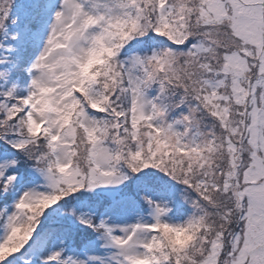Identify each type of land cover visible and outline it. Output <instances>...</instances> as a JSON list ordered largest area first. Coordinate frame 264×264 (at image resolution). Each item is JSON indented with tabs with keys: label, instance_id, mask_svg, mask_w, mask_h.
Returning <instances> with one entry per match:
<instances>
[{
	"label": "snow or ice",
	"instance_id": "snow-or-ice-1",
	"mask_svg": "<svg viewBox=\"0 0 264 264\" xmlns=\"http://www.w3.org/2000/svg\"><path fill=\"white\" fill-rule=\"evenodd\" d=\"M28 168L44 190L9 213ZM120 185L127 207L104 211L143 201L151 223L116 234L73 210ZM61 202L117 264H264V0H0V264H41L71 231L46 215Z\"/></svg>",
	"mask_w": 264,
	"mask_h": 264
},
{
	"label": "rangeland",
	"instance_id": "rangeland-1",
	"mask_svg": "<svg viewBox=\"0 0 264 264\" xmlns=\"http://www.w3.org/2000/svg\"><path fill=\"white\" fill-rule=\"evenodd\" d=\"M37 1L41 3L42 0H16V3L23 5H30L36 3ZM45 19H47V17H45ZM11 31H15V29H12ZM42 38H41V44H42ZM6 43L9 44L12 48L13 59H15L17 56L20 55H22L25 59L26 55L29 54L28 50L25 51L22 35L20 39L8 40L6 41ZM35 55L29 59V62L26 64V66L31 62V60L35 57ZM24 59L22 60V67H24L23 64ZM27 171L29 173H32L33 175L32 183L27 185L22 184L21 189L17 191L15 196L12 199L8 200L9 203L7 205V211L9 213H11L14 210L12 207L14 204V200L18 198L20 194H22V191L29 189H34L37 191L44 190L45 182L43 181V178L40 177L38 173H35L34 170H32L31 168H28ZM123 194H124V185H120L118 187L109 186L106 188H98L93 192L85 191V192L77 193L75 197L70 199L72 200V208L77 213V215L83 214L92 217L94 213L95 215H98L99 213L98 209H100V207L102 206V202L107 201L108 199H111L112 202L113 201L119 202L117 204V207H127L121 201V197L123 196ZM66 208L67 206L63 205V202H61V205L53 206V208L49 209L46 212V215H48L49 213L53 215H59L62 222L70 226L71 231L68 233L59 232L57 233V237L50 243V245L49 244L47 246L41 245V251L43 253V255L41 256V263L43 261L44 256L51 255L55 252H60L61 254L60 258L56 261L59 264H61V261H63L64 259H68L69 257L73 260H76L77 264H117L119 260V256L117 255L118 250L114 247L109 246L107 240L102 238L101 234L99 235L98 239L95 242L86 246L84 248L85 250L83 251L77 250V248L74 245L73 239L75 235H78V233L82 229H85L87 227L81 225L74 216L68 214L65 211ZM100 218H102L107 225L114 227V229L116 230V234H121L119 232V228L121 227H125L138 222L140 223L152 222L151 210L148 208L146 204L143 203V201L139 202L138 207L129 208L126 211H116V212L105 211V213L102 214ZM184 218H185L184 216L178 213V210L175 207L173 208V212L169 213L168 217H166V219H170L171 222H181ZM0 223H2V221H0ZM37 231H39V229H37ZM3 234H4V229L0 228V238L3 237ZM48 249L50 251H48ZM16 255L19 256L20 254L17 253Z\"/></svg>",
	"mask_w": 264,
	"mask_h": 264
},
{
	"label": "trees",
	"instance_id": "trees-1",
	"mask_svg": "<svg viewBox=\"0 0 264 264\" xmlns=\"http://www.w3.org/2000/svg\"><path fill=\"white\" fill-rule=\"evenodd\" d=\"M43 2H44V0L41 1V3H43ZM28 51H29V54L26 55V58L23 61L24 67L29 62V59L31 57H33L38 52V48L37 47H29ZM21 76H22L21 85H23L24 80L26 79V77H24L23 73L21 74ZM32 179H33V175H32ZM8 203H9V201L7 202V205H8ZM111 203H112L111 199H108L107 201H103L102 202V206L100 207V209H98V211H99L98 215H95V213H94L93 216H92V218L95 220V222L98 223L102 219L100 217L102 216V214L105 213L104 206L105 205H109ZM0 206H1L0 208L2 209L5 205L3 203H0ZM99 235H100V233H97V232H95L93 230L85 228V229H82L78 233V235H75V237L73 239V242H74V245L77 248V250L83 251V250H85L84 248L86 246H88L89 244L95 242L98 239ZM48 251H50V250L48 249ZM56 261L57 260L48 261L47 264H59ZM41 264H44V261H42Z\"/></svg>",
	"mask_w": 264,
	"mask_h": 264
},
{
	"label": "clouds",
	"instance_id": "clouds-1",
	"mask_svg": "<svg viewBox=\"0 0 264 264\" xmlns=\"http://www.w3.org/2000/svg\"><path fill=\"white\" fill-rule=\"evenodd\" d=\"M181 238H183V237H181Z\"/></svg>",
	"mask_w": 264,
	"mask_h": 264
}]
</instances>
